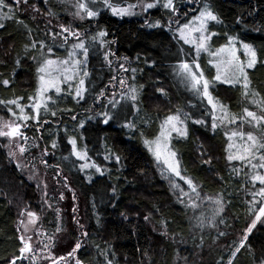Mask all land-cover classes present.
Instances as JSON below:
<instances>
[{
	"label": "trees",
	"instance_id": "16d2710c",
	"mask_svg": "<svg viewBox=\"0 0 264 264\" xmlns=\"http://www.w3.org/2000/svg\"><path fill=\"white\" fill-rule=\"evenodd\" d=\"M110 1L134 5L151 0ZM159 2L141 17L117 19L95 11L93 20L76 24L80 39L85 35L92 43L88 45L82 98L77 97V88L51 92L38 122L29 121V143L43 153L45 166L62 175L73 193L76 215L69 214L70 208L60 210L68 244L80 241L81 247L73 255L80 264H226L237 245V233L247 228L259 207H251L250 193L252 187L254 191L258 188L259 181L253 176L262 173L251 164L261 162L264 149H257L258 155L242 168L228 157L232 143L244 138L232 136L231 142L228 130L234 127L247 134L250 130L245 126H249L264 135V122L250 123L251 118L244 114L247 108L264 116V0L173 1L180 18L198 15L205 7L214 12L218 19L207 29L211 49L233 41L240 48L248 44L255 50L258 62L246 69L248 95L242 83L215 81L208 59L200 56L197 60L195 49L177 38L170 24L172 13L163 7L165 0ZM9 8L12 16L0 23V104L12 100L26 104L36 88L35 59L48 30L32 16L18 13L12 4ZM101 31L106 33L104 37L98 36ZM183 61L200 62L212 82L209 93L235 125L216 121L213 127L210 107L188 94L175 78V67ZM115 63L123 66L119 81H124L126 89H119L111 99ZM130 87L136 89V101L127 98ZM173 115L181 117L187 130L186 136L178 135L172 142L181 174L224 206L223 217L215 220L218 231H192L189 210L172 193L145 147V140L157 134L159 120ZM73 139L95 171L81 168L69 145ZM37 196L35 187L0 151V264L22 263L17 258L22 243L16 230L15 204L33 205ZM50 220L54 228V213L44 222ZM59 250L63 251L60 246ZM232 264H264V224L251 233Z\"/></svg>",
	"mask_w": 264,
	"mask_h": 264
},
{
	"label": "rangeland",
	"instance_id": "374dc122",
	"mask_svg": "<svg viewBox=\"0 0 264 264\" xmlns=\"http://www.w3.org/2000/svg\"><path fill=\"white\" fill-rule=\"evenodd\" d=\"M173 1L174 0H172V6L167 9H169L172 13L170 24L172 29L175 31V35L185 46L195 49V57L197 60L200 56L206 57L208 59H206L208 62L207 64L210 68L213 69L215 77L218 74L221 75V80L218 81L214 77L215 81H224L226 70L229 67L226 61H231L233 64H244L245 66L247 65L248 60L250 59L249 54L244 47L240 48V46L235 45L233 41L225 46H221L215 49L210 48L211 34H209L207 29L211 21L207 22L206 31L203 33L205 36L209 37V39H207L206 41L207 50H201L199 54H197L196 44L199 41L201 33L196 31L190 32V29H194L199 26L200 21L197 18L200 16V13L198 15L194 14V16L188 15L187 18H184L183 16L182 18H180V13L176 12L173 8ZM79 3L86 4L90 10L96 12H107L109 15L117 19H123L127 17H141V15L151 9L146 8L147 3H153L154 7L160 5L159 0L140 2L134 5L113 4L110 0H107V3L102 2L101 0H27V3H24L23 0H21L19 4L16 3V0H8V4H12L18 13L28 14V16H32V19L35 22H41V24L44 23L46 29L48 30V34L46 36L47 38H45V40L41 39V44H43L44 47L40 49V52L37 53L35 59L37 64V79L34 93L30 96L32 99H28L26 104L20 103L16 100L19 105L23 106V113H21L20 108L17 107L16 104H0V130H9L8 128H5L3 126L5 123L12 125L19 124L21 133L16 137L0 136V151L4 153L9 163L17 169L20 175L35 187L38 193L37 202L33 205L26 204L22 201L15 204L16 230L18 232L19 238H21V236H24L25 242L29 243L32 248V251L29 253H20V257L22 256V258L19 259L20 262H22L20 264H53V258L59 257L66 258L65 260H60L59 264H76L73 255H69V253L73 252L76 244H68V230L64 227V220L60 210V207L64 208L66 211L68 208H70L69 214L76 215V202L75 200H73V193L72 191H70V188L66 184L62 175L51 172V170H49V168L45 166V163L43 161V153H41L33 143H29V131L27 129L28 126H30L29 121L33 123L38 122V119L41 115L40 113L46 110L49 93L56 92V89L52 88L48 90L43 97L39 95L38 89L40 88V77L45 76V78L47 79L48 75L45 73H40L38 71V68L47 59H52L53 61L57 62L69 59V53L73 51V45L78 42L76 40V37L71 36L68 33H62V26L70 28L72 31L76 32V24L85 23L86 21H90L95 18V16L91 18L87 17L86 13L82 11L80 12V14H77V5ZM166 3L167 0H165V4ZM4 4L6 6L0 8V23L12 16L13 13V10L9 8V5L6 3ZM109 5H111V7ZM113 7L116 8L118 12L120 9H126L127 11L124 14H114L112 10ZM203 10L204 9H202L201 11ZM185 25H188V27L185 28ZM181 32H183L193 42L185 43V40L181 38ZM65 37H67V39H65ZM85 37L86 36L83 35L80 40H82L88 48V45H92V43H90V41H88ZM65 40H68V43H65ZM221 48H224L225 51L219 52ZM49 49H51V51H49ZM76 53L81 61V65L77 67L76 73L71 80H65L64 77L65 75H73L72 71L70 70L67 73L63 71V68H69L70 66L54 63L49 68V74L56 79V83L60 88V92L73 91V89L79 88V81L81 79L84 80L83 87L85 86L86 77L83 76V72L86 71L85 68L88 57L87 60H85L83 55L80 54L79 49H76ZM184 62L185 61H183L182 63ZM182 63L176 65L175 67L174 75L178 83H182L185 86L188 94L191 93L192 95L196 96L197 99H199L202 103H205L208 107H210V109L212 110L211 115L215 118V122H220L221 124H224V126L235 125V123L232 122V120L229 118L228 113L226 112V109L224 107L222 110L221 106L213 100V103L216 105V108L213 109L212 104L208 103V100L203 96L202 91L198 94L195 90L185 85V82L182 80L181 74L179 72V66ZM197 64L199 65V69L196 68ZM189 65L192 67L193 71L197 72L198 75L201 72L203 73L200 62L194 61L193 63H189ZM122 67L123 66H118L117 63L112 65L113 71L115 73V80L109 88L111 99H114L119 94V89H126L125 83L124 85H121L119 81V73L122 70ZM203 77L204 79L208 80V78L205 77L204 73ZM208 81L210 88L212 82H210V80ZM202 84L203 81H201V89ZM119 97L120 96H118V98ZM38 102L41 103V107L37 112L33 105ZM13 113H15V115H13ZM24 115L28 116L29 118L27 120L22 119L21 117ZM166 118L159 120L160 122L157 134L152 139L145 140V147L152 160L155 162L159 174L167 181L172 193L177 199H179V202L183 205V207L189 210L192 231L201 232L203 229L218 231V228H216V226L214 225L216 224L215 220L218 218V216L223 217L222 214L224 211V206L221 200L217 197H211L203 194L200 189L192 182L195 187V191H193L192 187H190L187 183L189 178L181 174L179 164L178 171L180 173V176H177L175 173L171 172L168 169L167 165L164 162L166 157L171 160V158L168 156V153L175 152L172 148V142L174 139L180 138L179 136H181H178V134L174 131L171 132L170 135H168L171 126L165 125ZM214 118H212V124L214 123ZM182 125L183 124H178L177 127H183ZM245 127L256 134L259 139H264V135L255 133L253 129L249 128V126ZM239 129H242V131H244L242 126H240ZM234 130V127H231L228 130V132L230 131V134L228 136L231 142H233V137L231 134L232 132H234ZM250 131L249 133H251ZM162 132L164 133V135H162ZM233 143L230 148V156L235 157L244 155L248 157L244 160L233 159L242 168H244L246 162L251 161L252 158V156H248V153L245 152V148L250 142H248L247 139L244 138L242 142L237 141L236 143ZM157 144H159L161 149L160 159H157V156L155 155ZM69 145L73 149V145L70 143ZM21 147L24 148L23 153L20 152ZM150 147L152 150H150ZM76 150L81 154H85L84 151L81 152L77 148ZM254 151L255 154L258 155L257 149ZM74 156L77 158L76 155ZM175 159L178 161L177 156L175 157ZM78 160L81 162L80 166L83 170L95 171V166L92 164V162H89L87 159ZM261 173V175H264V168H261ZM262 187H264V185H261L259 182L257 190L254 191L252 187V191L250 193V202L252 203L251 207L253 208V210L255 209V205H259V207L253 213V217L249 219L250 221L247 228L240 234L237 233V245L226 264H232L234 257L238 252L237 249L241 248V244H244L247 241L251 233L259 225L264 224V217H261L260 220H256V215L259 214V209L260 207L264 206V203H254V201H264V196L253 195V193H258ZM61 196L63 198H61ZM217 200L220 201V206H222V211H220L219 213H217L216 211L218 205L215 202ZM59 201L62 203H60ZM29 211L36 214L34 218L27 215ZM49 213H54V216L56 217V225L54 228L52 227L51 220L44 222ZM69 216L71 220L74 221L73 216ZM201 219H203L202 224L200 223ZM253 221H255V227H252ZM249 228H251V231H248ZM51 230H53V232H51ZM28 237H31V240H28ZM245 237L247 238L245 239ZM64 240L65 244H61V242ZM57 243H59V246L63 249V251L59 250V246L58 249L56 248ZM78 243H80V241ZM58 251L64 253H60ZM11 262L12 261H10L9 264H11ZM15 264L19 263H16L15 261Z\"/></svg>",
	"mask_w": 264,
	"mask_h": 264
},
{
	"label": "snow or ice",
	"instance_id": "6c2138e0",
	"mask_svg": "<svg viewBox=\"0 0 264 264\" xmlns=\"http://www.w3.org/2000/svg\"><path fill=\"white\" fill-rule=\"evenodd\" d=\"M21 2V0H16V3L19 4ZM24 3H27V0H23ZM105 3H107V0H105ZM6 5L4 4V0H0V8L5 7ZM111 7V5H109ZM172 6V0H167V3L164 4L165 8H170ZM78 7V13L80 14V12H84L86 13L87 17L91 18L97 15V13L93 10H90L88 8V6L84 3H79L77 5ZM154 7L153 3H147L146 4V8H152ZM113 13L114 14H124L127 10L126 9H120L119 12L117 11L116 8L113 7ZM200 23L199 26L194 28V29H190L191 31H196V32H200L201 35L199 37V41L196 44V50H197V54H199V52L201 50H207L206 49V41L207 39H209V37L205 36L203 33L206 31V25L208 21H217V16L214 14L213 11H211L208 7H205V9L203 11L200 12V16L197 18ZM3 25H0V27H2ZM185 28L188 27V25L184 26ZM62 33H68L71 36L76 37V40L78 41L77 43H75L73 45V51L69 53V59H65L63 61H53L52 59H47L43 62V64L38 68V71L40 73H45L48 75V78L46 79L45 76H41L40 77V88L38 89V93L41 97L44 96V94L52 89L55 88L56 92L59 93L60 92V88L58 86V84L56 83V79L53 78L50 74H49V68L51 65H53L54 63H59L60 65H68L70 66L69 68H63V71L65 73H67L68 71H72L73 75H65L64 79L65 80H71L73 78V76L76 73V69L78 66L81 65V61L77 56L76 53V49L80 50V54L83 55L84 59L87 60L88 57V48L86 47L85 43L80 40L79 34L77 32L72 31L70 28H66L62 26ZM106 35L105 32L101 31L98 33L99 37H104ZM214 35V34H213ZM181 38L185 40V43H192L193 41L191 39H189L183 32H181ZM65 39H67V37H65ZM95 40V37L93 38ZM35 46V44L33 45ZM44 45L41 44V48H43ZM243 47L245 48V50L247 51V53L250 56V59L248 60L247 65L245 66L244 64H233L231 61H226V63L229 65L228 69L226 70V74L224 77V81L223 82H237V83H242V87L245 90V95L249 94V88H250V82L248 79V74H247V70L246 69H252L255 67V65L257 64V57H256V52L255 50L252 49V47L248 44H244ZM49 51H51V49H49ZM225 49L221 48L219 50V52H224ZM107 59V57H105ZM196 68L199 69V65H196ZM179 72L181 74V78L182 80L185 82V85L187 87H190L191 89L195 90L198 94L202 91V94L205 98H207L208 103L212 104L213 109L216 108V105L213 103V98L211 96V94L209 93V81L207 79H204L203 77V73H199V75L197 74V72L193 71L192 67L189 65V63L184 62L179 66ZM88 73L87 71L83 72V76H87ZM216 80L220 81L221 80V75H217L215 77ZM201 81H203L202 84V89H201ZM4 84L7 85L8 81L5 80ZM121 85H124V81L121 80L120 81ZM79 85L80 87L77 88L76 91V95L77 97L82 98V91H83V85H84V80L81 79L79 81ZM252 95H255V93H252ZM127 98L132 100V101H136V89L134 87H130L129 88V92L127 94ZM29 99H32L31 97ZM50 99V98H49ZM255 102V101H254ZM0 103H3V101H0ZM7 103L9 104H16L17 107L20 108L21 113H23V106L19 105L17 103L16 100H12V101H8ZM113 106H115V102H113ZM33 107L37 110L40 109L41 107V103H35L33 105ZM221 109L223 110V106H221ZM55 113H53L54 115ZM244 114L246 118H251L249 120V122H255V124H261V122H264V116H258L255 112L253 111H249L247 108L244 109ZM13 115H15V113H13ZM22 119L27 120L29 117L24 115L21 117ZM75 119V117H73ZM105 123H107V120L104 121ZM194 123H204L201 120H195L193 121ZM232 122H235V120L233 119ZM178 124H183V121L180 119V117L178 115H173V116H168L166 118L165 121V125H170V129L168 132V135L171 134V132H176L178 135L181 136H186L187 135V130L186 127H177ZM5 128H8V131H3L0 130V136H8V137H16L17 135H20V125L16 124V125H12V124H8L5 123L3 125ZM82 126V125H81ZM213 127H216V123H215V118H214V123H213ZM162 135H164V133L162 132ZM232 136H240L242 139L245 138L248 142L247 147L245 148V152L248 153V156H253L255 155V151L256 149H264V140H258L257 137H255L252 133H247L245 134L244 132H237L234 131L231 134ZM70 144L73 145V154L77 156L78 159L84 160L86 159V153L85 154H81L76 150L75 147V140H70L69 141ZM55 147V145H53ZM150 150L151 147H150ZM24 148L21 147L20 148V152L23 153ZM155 155L157 156V159H160L161 156V149L159 144H157L156 149H155ZM168 156L171 158V160H169V158H165L164 162L167 165L168 169L175 173L177 176H180V173L178 171V164L179 162L175 159L176 157V153L175 152H169ZM229 160L232 159H240V160H244L247 159L248 157L244 156V155H240V156H229L228 157ZM119 160V157H117V161ZM259 160L262 161L261 163L257 164V163H252L251 166L252 168H264V154H261L259 156ZM251 162V161H249ZM87 166V165H84ZM97 171H99V169L97 168ZM182 178V177H181ZM253 180H258L259 183L261 185H264V175H260V174H256L253 176ZM188 185L190 187H192L193 191H195V187L192 183L191 180L187 181ZM253 195H260V196H264V187H262L258 193H253ZM61 198H63L61 196ZM218 207H217V213H219L220 211H222V206H220V201L217 200L215 202ZM254 203H264V201H254ZM27 215L29 217L34 218L35 217V213L33 212H28ZM261 217H264V206L260 207L259 209V214L256 215V220H260ZM31 222V221H30ZM200 223H203V219H201ZM252 227H255V221L252 222ZM27 230V229H26ZM248 231H251V228H249ZM86 235V234H85ZM247 237H245L246 239ZM21 243L23 244V247L20 248V253L24 254V253H29L32 251L31 245L27 242H25V237L21 236ZM28 240H31V237H28ZM81 247L80 243H77L75 245V248L73 249L72 253H69L70 256L74 255L75 251L79 250V248ZM241 247H243V244H241ZM237 251H239V249H237ZM18 259L22 258L21 257H17ZM65 257H59V258H53V264H59L60 260H65ZM11 264H15V260H13L11 262ZM76 264H80L79 260H77Z\"/></svg>",
	"mask_w": 264,
	"mask_h": 264
}]
</instances>
